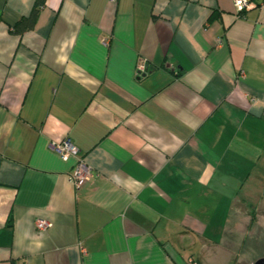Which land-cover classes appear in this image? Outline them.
Wrapping results in <instances>:
<instances>
[{
  "label": "crops",
  "instance_id": "obj_1",
  "mask_svg": "<svg viewBox=\"0 0 264 264\" xmlns=\"http://www.w3.org/2000/svg\"><path fill=\"white\" fill-rule=\"evenodd\" d=\"M43 1L14 33L36 0H0V264H232L235 203L264 200V0Z\"/></svg>",
  "mask_w": 264,
  "mask_h": 264
},
{
  "label": "rangeland",
  "instance_id": "obj_2",
  "mask_svg": "<svg viewBox=\"0 0 264 264\" xmlns=\"http://www.w3.org/2000/svg\"><path fill=\"white\" fill-rule=\"evenodd\" d=\"M234 210L243 212V222L241 229L227 239L233 253L232 264H256V260L264 257V200L254 204L236 202Z\"/></svg>",
  "mask_w": 264,
  "mask_h": 264
},
{
  "label": "built area",
  "instance_id": "obj_3",
  "mask_svg": "<svg viewBox=\"0 0 264 264\" xmlns=\"http://www.w3.org/2000/svg\"><path fill=\"white\" fill-rule=\"evenodd\" d=\"M234 11L237 15H242L252 3V0H231ZM147 70L145 61L141 60L137 62L136 73L140 75ZM50 148L55 151L60 157H66L67 155H78V148L69 140V138L62 139L58 142H51ZM93 175V169L89 166L81 157H77L74 169L70 174L71 182L75 188H79L85 181L89 180ZM50 223L48 220L38 218L35 220V228L40 231H44L48 228ZM81 250L84 249L81 247ZM186 264H198L192 257H188Z\"/></svg>",
  "mask_w": 264,
  "mask_h": 264
},
{
  "label": "trees",
  "instance_id": "obj_4",
  "mask_svg": "<svg viewBox=\"0 0 264 264\" xmlns=\"http://www.w3.org/2000/svg\"><path fill=\"white\" fill-rule=\"evenodd\" d=\"M43 2H44L43 0H36L35 5H34L32 11L30 12V14L26 17L20 18L17 22H15L12 25L11 30L14 33H21L24 30L31 28L35 22L38 9L40 6L43 5Z\"/></svg>",
  "mask_w": 264,
  "mask_h": 264
},
{
  "label": "water",
  "instance_id": "obj_5",
  "mask_svg": "<svg viewBox=\"0 0 264 264\" xmlns=\"http://www.w3.org/2000/svg\"><path fill=\"white\" fill-rule=\"evenodd\" d=\"M262 261H264V257L257 260V262H260V263H262Z\"/></svg>",
  "mask_w": 264,
  "mask_h": 264
},
{
  "label": "flooded vegetation",
  "instance_id": "obj_6",
  "mask_svg": "<svg viewBox=\"0 0 264 264\" xmlns=\"http://www.w3.org/2000/svg\"><path fill=\"white\" fill-rule=\"evenodd\" d=\"M256 264H261L260 262H257V260H256V262H255Z\"/></svg>",
  "mask_w": 264,
  "mask_h": 264
}]
</instances>
